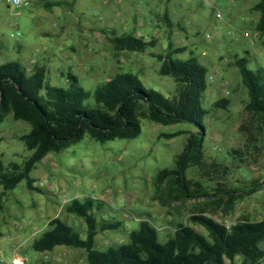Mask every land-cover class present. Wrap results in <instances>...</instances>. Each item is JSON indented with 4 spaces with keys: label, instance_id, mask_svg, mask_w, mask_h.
I'll return each instance as SVG.
<instances>
[{
    "label": "rangeland",
    "instance_id": "rangeland-1",
    "mask_svg": "<svg viewBox=\"0 0 264 264\" xmlns=\"http://www.w3.org/2000/svg\"><path fill=\"white\" fill-rule=\"evenodd\" d=\"M28 1L30 6L18 9L0 2V63L14 60L29 71L26 63L36 60L46 68V85L66 88V75L71 72L89 91L117 73L130 72L144 88L173 97L177 84L160 76L161 63L155 56L170 52L174 60L196 59L207 70L202 106L208 113L202 156L185 171L188 189L235 194L252 188L254 182L264 183V128L246 109L248 97L235 65L236 59L246 58L248 68L264 67V51L255 30L259 15L252 10L259 0ZM55 3L60 5L45 6ZM125 34L155 46L142 53L116 50L112 38ZM20 45L23 49L18 51ZM220 100H228L225 109L214 107ZM29 129L11 115L0 124L4 170L31 155L19 140ZM141 129L133 140L101 144L85 137L60 153L48 154L30 174L39 192L26 189L25 181L7 192L0 187V264H10L14 257L24 264H89L82 249L58 246L43 253L32 249L33 241L57 217L85 238L84 222L66 211L72 200L91 199L98 222L122 223L117 230L97 234L99 250L127 242L143 220L156 228L158 240L164 243L193 214L205 212L226 226L264 219L263 186L251 195L243 194L229 208L228 195L222 194L174 201L170 190L177 191L169 181L156 192L154 177L162 169L175 167L195 129L145 119ZM178 131L183 133L168 137ZM195 228L207 234L202 227ZM260 248L264 251V241ZM236 264H241L239 258ZM259 264H264V258Z\"/></svg>",
    "mask_w": 264,
    "mask_h": 264
},
{
    "label": "trees",
    "instance_id": "trees-1",
    "mask_svg": "<svg viewBox=\"0 0 264 264\" xmlns=\"http://www.w3.org/2000/svg\"><path fill=\"white\" fill-rule=\"evenodd\" d=\"M60 3L46 4L47 8ZM252 10L258 13L256 35L264 51V0H259ZM116 50L142 53L155 46L144 38L125 34L112 38ZM168 52L155 56L161 63L160 76L170 77L177 84L173 97H167L153 89L142 86L138 77L130 72L117 73L98 85L93 91L85 90L71 72L66 75L67 87L59 88L45 84L46 68L36 66L31 73L16 61L0 64V124L11 115L14 121L30 126L29 131L19 137L24 147L31 152L21 164L11 162L4 170L0 163V187L4 192L15 189L22 181L29 191L39 192L30 176L36 164L48 154H57L85 137L104 144L114 140H133L141 134L143 119L162 126L186 124L195 131L190 133L184 151L177 157L173 169L158 171L153 179L156 192L169 181L175 184L176 194L171 189L174 201L185 198H208L228 195L226 206H233L243 197L264 187L254 182L252 188L232 192L217 189L215 194L205 191L191 192L187 187L185 171L190 164L202 156L207 111L202 106L207 89V70L196 59L174 60ZM241 84L246 89V109L259 120L264 128V67L248 68V59L238 58ZM228 100H220L215 108L225 109ZM176 132L168 137H175ZM237 153V152H233ZM192 193H198L192 194ZM230 195V196H229ZM93 201L78 200L66 207L69 214L80 218L86 227L85 238H81L71 226L60 218L48 222V229L32 243L36 252H51L64 246L82 249L89 264H259L264 258L260 244L264 241V219L257 222L239 221L226 226L210 216L193 214L188 223L178 224L172 236L164 243L158 240V231L147 220L139 222L138 228L128 235V241L105 250L95 248L98 233L117 230L120 221L98 222L93 213ZM113 220L110 217H107ZM202 227L207 234L195 227Z\"/></svg>",
    "mask_w": 264,
    "mask_h": 264
},
{
    "label": "built area",
    "instance_id": "built-area-1",
    "mask_svg": "<svg viewBox=\"0 0 264 264\" xmlns=\"http://www.w3.org/2000/svg\"><path fill=\"white\" fill-rule=\"evenodd\" d=\"M0 2L4 3L9 9H18V8L30 6V2L28 0H0ZM216 18L220 19L221 15L217 14ZM18 35L19 34L17 33L16 36ZM10 264H24V262L14 257L11 259Z\"/></svg>",
    "mask_w": 264,
    "mask_h": 264
},
{
    "label": "crops",
    "instance_id": "crops-1",
    "mask_svg": "<svg viewBox=\"0 0 264 264\" xmlns=\"http://www.w3.org/2000/svg\"><path fill=\"white\" fill-rule=\"evenodd\" d=\"M20 49H23V47L20 45V48H19V50L18 51H20ZM26 49V48H25ZM14 61V60H13ZM17 62V61H16ZM1 64V63H0ZM21 64V63H20ZM27 64V66H30V69H29V71L27 70L26 72L27 73H31L32 71H33V68L34 67H36V66H39V67H42L43 65H38L37 64V61L36 60H33V61H31V62H27L26 63ZM22 65V64H21ZM81 65H84V64H81ZM23 66V65H22ZM24 67V66H23ZM44 67V66H43Z\"/></svg>",
    "mask_w": 264,
    "mask_h": 264
}]
</instances>
